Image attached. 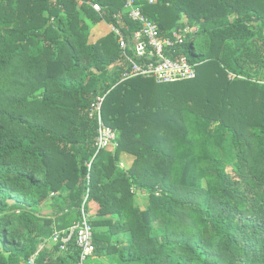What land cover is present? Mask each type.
Here are the masks:
<instances>
[{
  "label": "trees",
  "instance_id": "trees-1",
  "mask_svg": "<svg viewBox=\"0 0 264 264\" xmlns=\"http://www.w3.org/2000/svg\"><path fill=\"white\" fill-rule=\"evenodd\" d=\"M138 4L162 37L196 28L166 51L195 79L120 82L92 26L136 30L123 0H0V264H78L50 238L82 206L108 264H264V0ZM97 97L117 142L98 153Z\"/></svg>",
  "mask_w": 264,
  "mask_h": 264
},
{
  "label": "built area",
  "instance_id": "built-area-1",
  "mask_svg": "<svg viewBox=\"0 0 264 264\" xmlns=\"http://www.w3.org/2000/svg\"><path fill=\"white\" fill-rule=\"evenodd\" d=\"M138 1L123 0V14L137 25L136 30L122 25L121 14L113 16L115 24L113 22L106 24L108 31L116 38L121 55L120 82L143 78L152 79L155 84L163 85L195 79L194 65L190 64L185 57L172 60L166 51L181 44L186 35L195 32L196 28L174 30L171 37H162L156 24L143 14ZM144 1L148 4L153 2V0ZM88 5L95 12L102 10L99 4L88 3ZM232 78L229 76V79ZM102 102L103 97H97L87 109L88 118L94 120L97 125V136L94 142L97 153L117 147L115 132L103 122ZM88 167H90L89 164ZM50 240L58 245L61 252H66L68 246L73 243L79 251L78 264H84L89 258H93L95 252L93 229L83 206L80 209L79 220L66 230L54 231ZM42 248L43 246L39 247V250L29 258L27 264H35L36 257Z\"/></svg>",
  "mask_w": 264,
  "mask_h": 264
},
{
  "label": "rangeland",
  "instance_id": "rangeland-1",
  "mask_svg": "<svg viewBox=\"0 0 264 264\" xmlns=\"http://www.w3.org/2000/svg\"><path fill=\"white\" fill-rule=\"evenodd\" d=\"M92 30H94V31H96V33L95 34H93L94 36H93V38H96L99 34H101V33H108V31H107V28H106V25L104 24V23H97L96 24V26H92ZM184 51H185V54H186V56H190L189 55V51H188V47L187 46H185L184 47ZM124 158V165H128V164H130V159H128L127 157H123ZM141 200V205L144 203V198L143 197H141L140 198ZM42 212L43 213H47L48 212V209L47 208H45V209H43L42 210ZM118 238L119 239H121V238H123V236L121 237V236H118ZM44 247L45 248H50L51 247V244H46V245H44ZM97 257H94V258H89L86 262H84V264H108V261L106 260V259H99V258H97ZM102 262H104V263H102ZM115 261H113V263H114ZM110 263V262H109Z\"/></svg>",
  "mask_w": 264,
  "mask_h": 264
},
{
  "label": "crops",
  "instance_id": "crops-1",
  "mask_svg": "<svg viewBox=\"0 0 264 264\" xmlns=\"http://www.w3.org/2000/svg\"><path fill=\"white\" fill-rule=\"evenodd\" d=\"M107 28V27H106ZM107 31H108V29H107Z\"/></svg>",
  "mask_w": 264,
  "mask_h": 264
}]
</instances>
